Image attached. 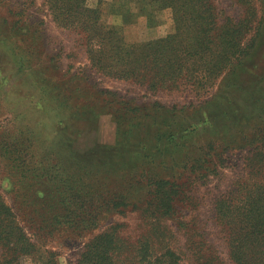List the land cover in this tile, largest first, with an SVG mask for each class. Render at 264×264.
I'll list each match as a JSON object with an SVG mask.
<instances>
[{
    "label": "rangeland",
    "instance_id": "obj_1",
    "mask_svg": "<svg viewBox=\"0 0 264 264\" xmlns=\"http://www.w3.org/2000/svg\"><path fill=\"white\" fill-rule=\"evenodd\" d=\"M104 1L100 19L121 25L129 44L176 31L171 8L158 0ZM195 1L214 9V34L233 24L245 49L240 63L199 92L187 75L157 89L105 75L92 65L83 34L57 25L46 0H0V197L31 222L34 249L21 255L24 264H75L84 242L111 226L126 250L125 264H139L134 249L148 228L136 212H127L85 236L63 229L45 238L38 223L40 200L52 183L45 162L71 171L84 163L121 170L132 166L135 153L164 151L180 159L225 122L264 129V0ZM256 142L225 152L207 177L180 180L187 197L173 219L159 224L158 241L179 253L180 264H233L216 201L236 202L264 183V142Z\"/></svg>",
    "mask_w": 264,
    "mask_h": 264
},
{
    "label": "trees",
    "instance_id": "obj_2",
    "mask_svg": "<svg viewBox=\"0 0 264 264\" xmlns=\"http://www.w3.org/2000/svg\"><path fill=\"white\" fill-rule=\"evenodd\" d=\"M158 1L162 7L171 8L176 31L129 44L121 25L104 24L100 19L104 0H97L94 7L88 6V0H46L57 25L82 33L92 65L111 77L133 78L149 89H157L187 75L197 82L194 87L199 92L207 89L225 68L241 62L245 49L240 43L241 35H236L240 30L232 24L214 34L215 11L209 5L195 0ZM237 123L232 120L219 127L210 126L213 137L188 148L180 159L165 156L164 151L159 156L135 153L132 166L121 170L84 163L79 164V170L71 171L67 167L51 168L45 162L47 178L52 182L39 204L42 217L38 223L45 228V238L63 229L85 236L111 215L136 212L148 226L134 249L137 262L180 264L181 256L173 247L158 244L163 234L159 224L173 219L178 203L187 197L182 178L203 179L215 171L210 165H219L225 152L264 142V129H236ZM195 129L191 132L195 133ZM182 146L185 148V141ZM238 193L239 190L235 195ZM216 214L228 230L233 264H264V183H257L236 202L221 197L216 201ZM30 223L0 197V264H24L21 255L34 249L30 250L34 245L27 233ZM125 251L117 228L111 226L84 242L75 264H125ZM48 264L56 263L50 260Z\"/></svg>",
    "mask_w": 264,
    "mask_h": 264
}]
</instances>
